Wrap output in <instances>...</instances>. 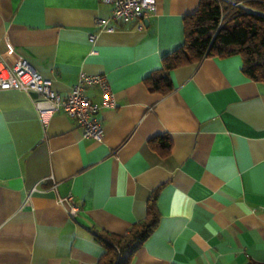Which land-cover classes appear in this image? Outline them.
Masks as SVG:
<instances>
[{
    "label": "crops",
    "instance_id": "crops-1",
    "mask_svg": "<svg viewBox=\"0 0 264 264\" xmlns=\"http://www.w3.org/2000/svg\"><path fill=\"white\" fill-rule=\"evenodd\" d=\"M198 3L156 0L138 28L100 0H0L4 63L26 58L61 96L105 73L116 101L94 141L60 112L43 125L36 92L0 89V264H96L97 235L127 233L156 190L158 225L130 264L264 263V81L234 54L173 68L165 95L145 83Z\"/></svg>",
    "mask_w": 264,
    "mask_h": 264
},
{
    "label": "trees",
    "instance_id": "trees-1",
    "mask_svg": "<svg viewBox=\"0 0 264 264\" xmlns=\"http://www.w3.org/2000/svg\"><path fill=\"white\" fill-rule=\"evenodd\" d=\"M233 6L224 0H199L197 9L183 18V43L162 58V65L145 78L148 89L163 95L172 91L169 72L173 68L199 62L210 56L238 54L242 58L241 71L255 81H264V0H244ZM249 8V9H248ZM255 11V12H254ZM169 147L167 136L151 138ZM157 190L147 204L146 216L134 223L125 234L101 232L97 239L104 252L96 264H130L132 255L156 228L159 213L156 207ZM247 264H264L253 261Z\"/></svg>",
    "mask_w": 264,
    "mask_h": 264
},
{
    "label": "built area",
    "instance_id": "built-area-1",
    "mask_svg": "<svg viewBox=\"0 0 264 264\" xmlns=\"http://www.w3.org/2000/svg\"><path fill=\"white\" fill-rule=\"evenodd\" d=\"M110 5V20H137V27L143 26V20L155 11L156 0H100ZM233 6L245 7L241 1H230ZM249 9V8H248ZM97 87L100 101L92 100L87 94L88 87ZM0 89H19L34 91L48 101V104L38 108V116L43 125L55 113H63L76 121L81 128V136L94 141H101L104 135L102 123L98 114L103 108H113L116 105L115 96L105 73L87 74L80 72L77 81L69 89L66 96H61L53 90L49 81L40 74L26 59H18L8 65L0 57ZM61 204L68 205V213L76 215L79 206L70 195L57 197Z\"/></svg>",
    "mask_w": 264,
    "mask_h": 264
},
{
    "label": "water",
    "instance_id": "water-1",
    "mask_svg": "<svg viewBox=\"0 0 264 264\" xmlns=\"http://www.w3.org/2000/svg\"><path fill=\"white\" fill-rule=\"evenodd\" d=\"M255 12V11H254Z\"/></svg>",
    "mask_w": 264,
    "mask_h": 264
}]
</instances>
